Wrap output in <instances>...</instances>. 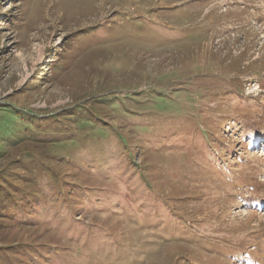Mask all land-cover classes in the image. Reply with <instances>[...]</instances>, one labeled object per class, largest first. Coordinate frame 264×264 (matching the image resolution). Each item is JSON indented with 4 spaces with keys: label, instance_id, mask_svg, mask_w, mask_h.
<instances>
[{
    "label": "rangeland",
    "instance_id": "rangeland-1",
    "mask_svg": "<svg viewBox=\"0 0 264 264\" xmlns=\"http://www.w3.org/2000/svg\"><path fill=\"white\" fill-rule=\"evenodd\" d=\"M258 140L264 0H0V264H264Z\"/></svg>",
    "mask_w": 264,
    "mask_h": 264
},
{
    "label": "bare ground",
    "instance_id": "bare-ground-1",
    "mask_svg": "<svg viewBox=\"0 0 264 264\" xmlns=\"http://www.w3.org/2000/svg\"><path fill=\"white\" fill-rule=\"evenodd\" d=\"M24 79H25V78H23V79L21 80V82H23V81H24Z\"/></svg>",
    "mask_w": 264,
    "mask_h": 264
}]
</instances>
